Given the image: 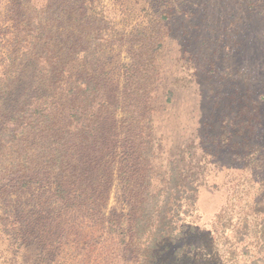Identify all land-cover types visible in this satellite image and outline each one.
<instances>
[{"label": "trees", "instance_id": "trees-1", "mask_svg": "<svg viewBox=\"0 0 264 264\" xmlns=\"http://www.w3.org/2000/svg\"><path fill=\"white\" fill-rule=\"evenodd\" d=\"M161 10L158 0L152 31ZM103 13L95 0H0V231L7 234L0 240L68 243L71 222L87 227L93 219L90 227L107 226L111 240L134 247V264H225L226 253H211V244L227 205L197 228L202 184L192 172L171 161L166 177L151 175L155 148L143 121L149 113L155 130L159 107L119 92L122 81L138 95L139 75L155 60L153 36L145 28L120 33ZM123 35L131 62L116 72L98 53ZM115 181L127 203L125 225L103 211ZM241 221L228 253L242 250ZM186 234L205 252L187 255Z\"/></svg>", "mask_w": 264, "mask_h": 264}, {"label": "rangeland", "instance_id": "rangeland-1", "mask_svg": "<svg viewBox=\"0 0 264 264\" xmlns=\"http://www.w3.org/2000/svg\"><path fill=\"white\" fill-rule=\"evenodd\" d=\"M160 1V29L152 31L158 0H95L118 32L145 28L153 36L155 60L139 75L138 95H129L131 83L119 85L121 94L154 99L159 107L151 117L155 130H149V113L143 121L155 148L151 175L166 177L171 161L188 168L202 184L197 228L227 205L211 253L224 251L225 264H264V0ZM167 3L170 11L163 14ZM126 41L124 36L110 46L101 43L98 56L105 68L117 72V65L131 62ZM131 50L140 52L138 45ZM105 206L106 216L125 225L127 203L117 181ZM240 218L236 238L242 250L228 253ZM93 223L81 227L74 220L69 234L63 224L68 243L0 240V264H134V247L119 245L107 226L90 227ZM185 236L187 255L205 252L193 235Z\"/></svg>", "mask_w": 264, "mask_h": 264}]
</instances>
